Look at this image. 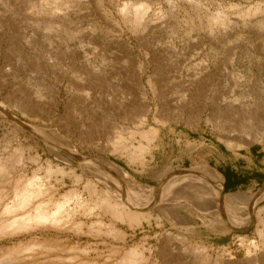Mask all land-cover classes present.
<instances>
[{
	"label": "rangeland",
	"instance_id": "374dc122",
	"mask_svg": "<svg viewBox=\"0 0 264 264\" xmlns=\"http://www.w3.org/2000/svg\"><path fill=\"white\" fill-rule=\"evenodd\" d=\"M0 106V229L40 205L65 224L0 234V264L19 244L34 247L13 264H120L134 246L152 263L182 250L193 264H264V198L251 221L226 201L264 183L221 194L193 153L264 147V0H0ZM59 136L89 160L64 156ZM106 158L153 191L122 189L93 166ZM26 185L42 192L32 209L5 214ZM107 197L151 226L114 219Z\"/></svg>",
	"mask_w": 264,
	"mask_h": 264
},
{
	"label": "bare ground",
	"instance_id": "6f19581e",
	"mask_svg": "<svg viewBox=\"0 0 264 264\" xmlns=\"http://www.w3.org/2000/svg\"><path fill=\"white\" fill-rule=\"evenodd\" d=\"M147 10H148V8L146 6H141L139 9H137V11L135 13L136 17L137 18H142L143 16H145ZM213 20L215 22H218L219 19L218 18H214ZM0 113H1V111H0ZM2 113H4L5 116L7 115V113L5 111H3ZM20 125H23V124L20 123ZM51 133L53 134V132H51ZM55 136H57V135L55 134ZM58 139H60V141H61V144H60L61 145V149L66 151V152H63V153H66V154L69 153V156H68V154H67V156L70 159H76L77 161L81 162L82 164H83V161L89 160V159H81L79 156H77L74 153V152H76V150L74 148L75 146H73L71 141H68V140H66V139H64L62 137H60ZM98 161H99L98 164H93V166H95L97 168L98 172H99V169L100 170L104 169V170L110 172L112 174V176L114 178H116L115 181H118L120 179L125 180V183H124L125 187L122 188V189H125V191L128 188L129 189V193L131 192V193H135V194H138V195L139 194H144V193H149V192L153 191V189L144 188L143 186H141V184L138 185V183L137 184L130 183V182L128 183L127 181H129L131 179L130 175L126 171L121 170L117 165H115L113 162H111L108 158L101 159V160H98ZM87 164L88 163H86L84 165H81L85 172H87V170H86L87 169L86 168ZM91 165H92V163H91ZM92 168H94V167H92ZM92 175H93V173H92ZM94 175H96V173H94ZM96 176L101 178V176H98V175H96ZM110 177H107V179H109L107 181H108L109 185H111L110 187L113 186L114 189H117V186L113 185L112 181L110 180L111 179ZM134 182H136V181H134ZM158 190H160V189H158ZM158 190L157 189H156V191L154 190L153 194H156L158 192ZM41 193L42 192H41V189L39 187L38 188H31L29 185L21 186L20 189L18 190L17 194H16V197H15L13 203L11 205H7L5 207V210H4L5 214H12V213L15 214L18 211H25L26 209H32L33 203L36 201L38 196L41 195ZM242 195L243 194H231V195H229L230 197H226V201H227L228 206H231V207H232V205L235 206L237 204L247 203L245 205L246 206L245 214L247 216V221H249L251 219L250 216H252L253 210L262 201V199L264 198V195L261 196V197L259 195H257L258 197H251V196L247 197L246 196V198H243L244 195L243 196ZM120 196H122V195L120 194ZM157 196H159V195L157 194ZM216 197H218V196L216 195ZM130 198H132V197H130ZM140 198H145V197L141 196ZM259 199H260V201L258 202ZM129 200H134V199H129ZM219 201L217 200V202H219ZM105 202L108 205L107 210L110 211L112 217L114 219H116V220H127L128 221L127 223L129 224V226L131 228L145 227L146 225L151 226V221L150 220L147 219L145 221H141L142 217L149 215V214H144V211H140L136 207L128 205L126 203H115L114 204V202L111 201L110 197H107L105 199ZM257 202H258V204H257ZM119 207H121V208H119ZM178 215L181 216L180 214H178ZM62 217H63L62 208L58 207L56 210L52 211L50 209L43 208L40 205V206L34 208V210L32 209V211H29L26 215H24V217L15 216V218L13 219L14 221L9 222V223L8 222L5 223V225L2 226L1 229H0V234L18 232V231H21V230H25V229H29V228L35 227L37 225L52 224L54 226H62L63 227V226H65V224L62 221ZM182 218H186V220H187L188 217H182ZM171 224L174 227H176V226H178L181 223L172 222ZM111 226L114 228L113 231H117L116 227H114L113 225H111ZM184 229H185V227H184ZM169 243H170V241L165 242L163 247L168 248L170 246ZM20 245L21 244L17 245L14 248L12 247V248L8 249V251H9V254H8L9 260L5 261L6 260L5 259L2 262H6L7 264H13L12 262L15 261V260H11V259L12 258L14 259V257H16L15 256V252L16 251H18L19 249H23L24 250V248H26L27 250H31L34 247V246L32 247V245H30V244L25 246V247L23 245L22 246H20ZM145 251L146 250H145L144 246H141V247L140 246H134V247H132L128 252H126L125 258H124V260L122 259V262L120 264H160V262L152 263V260H151L152 254H150L152 252H150L149 256H147L145 254ZM21 252H22V250H21ZM171 254L173 255V253H171ZM205 259H206V262L203 263V264H210L209 263L210 257L208 255H206ZM173 260L177 264H193L192 259H190L188 256L184 255L182 250H181L180 254L176 258L173 257ZM163 263H164V261H163Z\"/></svg>",
	"mask_w": 264,
	"mask_h": 264
},
{
	"label": "crops",
	"instance_id": "0c3cea01",
	"mask_svg": "<svg viewBox=\"0 0 264 264\" xmlns=\"http://www.w3.org/2000/svg\"><path fill=\"white\" fill-rule=\"evenodd\" d=\"M182 142L185 146L190 144L185 136H182ZM216 146L200 143L198 149L193 146V153L200 161L208 160L223 176V188L219 189L221 194L234 190L252 191L264 183L263 146L251 144L240 149Z\"/></svg>",
	"mask_w": 264,
	"mask_h": 264
},
{
	"label": "water",
	"instance_id": "95a60500",
	"mask_svg": "<svg viewBox=\"0 0 264 264\" xmlns=\"http://www.w3.org/2000/svg\"><path fill=\"white\" fill-rule=\"evenodd\" d=\"M9 119H11L12 121H14V122H18V124H20V122L18 121V120H15V118L14 117H12L10 114H7L6 115ZM64 154V156H66V157H68L67 156V154L66 153H63ZM74 161V160H73ZM75 162H77V161H75Z\"/></svg>",
	"mask_w": 264,
	"mask_h": 264
}]
</instances>
